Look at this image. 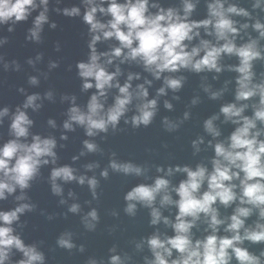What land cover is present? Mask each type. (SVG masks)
Listing matches in <instances>:
<instances>
[{
    "label": "clouds",
    "instance_id": "clouds-1",
    "mask_svg": "<svg viewBox=\"0 0 264 264\" xmlns=\"http://www.w3.org/2000/svg\"><path fill=\"white\" fill-rule=\"evenodd\" d=\"M200 2L180 0L179 7H164L160 0H80L79 4L60 7L65 0H0V32L6 28L8 33H14L17 25L31 19L25 39L42 44L45 25L53 30L58 27L50 17L51 12L67 18H80L87 26L88 57L75 66L82 80V91H96L83 107L77 104L75 95H61L62 102L70 101L71 104L63 122L64 131L60 136L63 141L69 140L67 133L75 132L77 126L83 128L89 138L104 134L102 138L106 139L110 130L112 134L124 130L120 128L122 119L133 129L148 128L158 114L160 97L167 96L169 90L179 93L184 88L187 77L178 73L220 74L225 70L236 73L234 101L224 103L219 113L203 121L204 131L212 137L207 141L208 148L214 150L209 161L211 168L201 162L195 168L169 166L165 172L163 166H158L156 171L164 175L156 176L151 184L140 183L132 187L124 195L126 206L123 211L134 218L138 206L149 209L151 226L163 223L173 232L169 235L157 227L151 235L130 242L135 253L143 252L147 246L151 256L145 255L143 264H233L234 260L236 264H264V248L257 254L245 246L246 242L248 245H264V73L258 78L255 70L256 62H264V44L261 43L264 41V18L261 16L264 0H249L251 10L237 0H207L206 18L193 19ZM235 17L244 18L246 22ZM249 29L258 35L254 37ZM238 39L244 42L238 43ZM195 40L199 42L193 44ZM107 41L117 43L110 45L107 51H99L98 43ZM8 42V36L0 35V48ZM55 50L61 51L59 42ZM225 57H234L237 63L225 65L222 62ZM43 59L44 54L39 52L27 63L39 72L36 64ZM126 63H135L154 80H162L155 98H149L153 79L145 77L143 83L133 86V81L142 79L139 72H128L126 80L120 82L119 78L124 75L121 65ZM113 65L115 70L110 71ZM0 66L4 71H21L18 60L6 61L4 55H0ZM59 67V60L49 61V73ZM49 73L40 72L46 80ZM213 79L218 80L219 75ZM202 81H207V77H202ZM27 82L39 86L40 78L29 75ZM231 83V80L225 81L219 90H213L208 83H202L201 87L209 99L219 100ZM112 89L118 92L114 102L107 105ZM18 91L26 97L22 105H17L14 112L10 106L0 107V126L6 117L11 121L8 127L11 138L0 145V202L7 201L10 196H14L16 202L14 208L0 210V264H48L44 241L26 243L22 236L26 221H21V217L35 212L38 207L31 201L27 190L41 176L42 167L53 165L48 181L52 195L60 197V205L67 206L64 217L67 218L69 213L77 215L87 232H95L101 221L98 208L90 207L84 211L75 191L69 190L65 198L64 185L73 182L87 185L92 200L85 203L91 206L93 200H100L98 189L101 182L96 175L78 174L79 169L69 164L57 166L60 157L56 150L66 145L58 144L55 136L44 137L31 132L35 121L27 110L39 112L45 99L55 102L54 91L49 90L43 96L38 92L27 94L24 87ZM172 99L178 101L181 97L173 95ZM200 102L199 96L194 97L191 106ZM133 105L135 114L128 118ZM164 107L169 111L174 109L167 99ZM249 109L252 114L246 115ZM221 115L224 124L235 126L225 139H219L222 131L216 123ZM190 119L191 112L185 111L181 119L165 116L162 126L165 132L176 133ZM47 123L52 128L57 127L55 119L50 118ZM204 143L203 136L191 141L194 155L202 151ZM82 145L79 155L72 157L73 162L89 153L104 154V149L94 139H85ZM116 156L117 153L112 152L108 166L100 171L104 180L110 177L109 169L124 176L150 178L147 177L148 167L120 161ZM84 168L87 172H94L100 164L88 163ZM176 173L186 174L178 185L168 178ZM17 190L19 195H16ZM221 206L225 210L231 208V214L222 215ZM171 208L176 209L174 219L162 211ZM110 214L113 217L120 215L115 210ZM56 215L47 214V219L52 221ZM253 216L256 219L248 223ZM201 224L206 225L203 228L205 235L197 238L193 229L199 230ZM109 231L114 232L115 228ZM75 239L73 231L65 230L56 238L55 246L68 252L84 253L85 245H78ZM17 254L18 259L15 258ZM85 264H135V261L133 254L114 244L108 249L107 259L89 256Z\"/></svg>",
    "mask_w": 264,
    "mask_h": 264
},
{
    "label": "water",
    "instance_id": "water-1",
    "mask_svg": "<svg viewBox=\"0 0 264 264\" xmlns=\"http://www.w3.org/2000/svg\"><path fill=\"white\" fill-rule=\"evenodd\" d=\"M79 2L80 0H65V3L60 5V7L79 4ZM237 2L241 6L248 7L251 10L249 0H237ZM160 3L164 7L180 6V0H160ZM206 4L207 0H201L196 12L193 13V19L199 20L206 18ZM36 14L38 12L34 13V15ZM261 16L264 18V13ZM50 17L56 21L58 27L53 30L48 25H45V31L43 33L44 42L39 45L28 42L25 39L27 29L31 26V19L27 23L17 25L14 33H8L6 28L3 32H0V35L8 36L9 38L8 44L0 48V55H4L6 61L10 62L15 59L21 64V71L19 72L13 69L4 71L3 67L0 66V107L10 106L11 111L14 112L17 105H22L26 97L18 91L20 87H24L27 94L38 92L42 96L49 90L54 91L55 102L45 99L43 100L44 107L39 112H33L31 109L27 110L30 118L35 121L31 132L44 137L49 135L55 136L58 144L66 145V147H58L56 150L60 157L57 166L69 164L79 169L78 174L86 173L88 176L96 175L100 179L101 188L98 189L101 193L100 200L99 202L93 200L91 206L85 203V201L92 200L87 185L80 186L75 182L65 184L64 195L67 198L69 190L75 191L78 202L82 204L84 211L90 210V207H97L100 212L101 221L95 232H87L83 228L79 216L69 213L67 218L64 217L63 213L67 211V206L60 205V197L52 195L50 190L48 178L53 165L49 164L42 167L41 176L33 182L32 188L27 190L31 201L36 203L38 207L35 212L27 213L21 217V221H26V227L22 230V236L26 243L44 241L43 250L48 257V264H85L89 256L107 259L108 249L114 244H118L120 250L133 254L135 264H143V257L145 255L151 256L147 246H145L143 252L135 253L134 245L130 242L134 239L140 240L151 235L157 230V227L161 232H167L169 235H172L173 232L170 228H166L163 223L159 226H151L149 223L150 210L141 206H138L136 217H128L123 211L126 206L124 195L132 187L140 183L151 184L156 176L164 175V173L156 171L158 166H163L165 172L169 166L174 168L176 165H189L195 168L201 162L211 168L209 161L214 156V150L208 148L207 141L211 140L212 137L204 131L203 121L219 113V109L224 103L234 101L235 76L237 74L227 70L220 74L214 72L196 74L188 71L178 73L177 75L187 77L184 88L179 93H173L169 90L167 96L160 97L158 114L153 124L148 128L141 127L140 129H133L130 125H125L122 119L120 128L124 130L115 134H112L110 130L106 139L102 138L104 134L95 138H89L85 135L84 129L77 126L75 132L67 133L69 140L63 141L60 139L64 131L63 122L67 119L66 112L71 104L70 101L62 102L61 95H75L77 97V104L83 107L86 106L88 99L96 90L91 89L88 92L82 91V80L78 77V70L75 66L78 61L87 60L88 57L89 49L87 47V41L89 37L87 35V26L81 22L80 18H67L62 15H57L54 12L50 13ZM235 19L246 22L244 18L235 17ZM248 31L254 37L258 35L252 29ZM201 34L204 35L203 29H201ZM204 38L213 39L208 36H204ZM246 39L247 36H245L244 41ZM244 41L238 39L237 42L243 43ZM57 42L61 46L60 52L55 50ZM198 42V40H195L192 43L196 44ZM116 43V41L101 42L98 43L97 48L99 51H107L110 45ZM261 43L264 44V41ZM39 52L44 54V59L38 61L36 64V68L40 70L38 72L33 70L32 66L27 63V60L29 58L35 59ZM50 60H59L60 67L51 70L49 73L48 64ZM222 62L225 65L237 63L234 57H225ZM121 68L124 72V75L119 78L121 83L126 80L127 74L130 71L142 74V79L133 81L134 87L136 84L143 83V78L145 77L147 79H153V84L149 87V98H155L157 89L163 84L162 80H154L149 73L144 72L143 68L135 63L123 64ZM109 70L114 71V65ZM255 70L259 78L260 73H264V62H256ZM40 72L49 73L48 79L46 80ZM29 75L39 76V86L34 87L28 84ZM216 75H219L218 80L213 79ZM205 76L207 77V81H202V77ZM227 80H231L232 83L228 85L229 90L219 100L209 99L208 94L201 87L202 83H208L212 85L213 90H219L224 87L225 81ZM117 92L118 90L116 89L110 91L107 105H111L114 102V96ZM173 95H179L181 99L178 101L174 100L172 99ZM197 96H199L201 102L196 106H191L192 99ZM165 99L174 105L172 111L164 107ZM185 111L191 112V119L185 121L178 132H165L162 126V119L165 116L173 120L181 119ZM133 114H135L134 105L132 106V111L127 114L128 118ZM245 114L251 115V109ZM50 118L56 120V128L48 125L47 121ZM223 119V115H221L220 120L216 122L222 131V136L219 139H225L235 128L231 123L224 124ZM10 122V118L6 117L3 126H0V145L11 138L8 133ZM200 136L204 137L205 143L201 145L202 151L194 155L191 141ZM85 139H94L104 149V154L89 153L73 162L72 157L79 155L83 147L82 141ZM112 152L117 153L116 158L120 161H131L138 165L148 167L147 177L150 178H145L144 176H124L123 174L113 173L109 169L110 177L108 180H104L100 177L99 173L108 166ZM93 162H99L100 168L95 169L94 172H87L84 165ZM168 178L174 185H178L182 179L186 178V174L176 173ZM16 195H19V190H17ZM69 202L71 203L72 201L70 200ZM15 206L14 196H10L7 201L0 202V210H10ZM157 206L159 205L157 204ZM113 210L120 213L119 217H113L110 214ZM220 210L222 215H230L232 212L231 208L225 210L222 206ZM162 211L165 216H171L174 219L176 213L175 208L163 209ZM42 212L45 214L42 215ZM47 214L57 215L55 219L49 221ZM255 219L256 217L253 216L248 223H252ZM204 227L206 225L201 224L199 230L193 229L197 238L205 235L203 232ZM111 228H115V231L110 232L109 230ZM65 230H71L76 234L75 242L78 245L82 243L86 247L84 253H79L76 250L68 252L55 246L56 238ZM17 231L20 232L21 230L18 228ZM223 234L221 230V235ZM245 246L250 247V250L257 254L261 248H264V245H248L247 242ZM51 249L55 250L51 251ZM15 258L18 259L19 254ZM233 264H236L235 260Z\"/></svg>",
    "mask_w": 264,
    "mask_h": 264
}]
</instances>
